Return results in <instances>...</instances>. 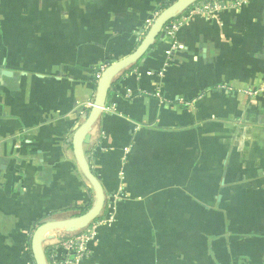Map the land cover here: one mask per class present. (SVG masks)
Listing matches in <instances>:
<instances>
[{
  "label": "crops",
  "instance_id": "crops-1",
  "mask_svg": "<svg viewBox=\"0 0 264 264\" xmlns=\"http://www.w3.org/2000/svg\"><path fill=\"white\" fill-rule=\"evenodd\" d=\"M173 1L0 0V264H36V226L94 204L72 134ZM170 20L82 137L106 222L81 264H264V0Z\"/></svg>",
  "mask_w": 264,
  "mask_h": 264
},
{
  "label": "water",
  "instance_id": "water-1",
  "mask_svg": "<svg viewBox=\"0 0 264 264\" xmlns=\"http://www.w3.org/2000/svg\"><path fill=\"white\" fill-rule=\"evenodd\" d=\"M197 1L199 0H175L167 5L154 19L138 47L127 56L107 64L102 71L97 82L96 93L92 106L83 114V121L74 130L71 140L72 149L78 167L84 178L94 190V204L84 214L63 219H46L36 226L31 237V246L36 264H49V260L44 252L42 244L43 235L46 231L56 228H64L67 232L80 230L92 223L103 211L105 204L104 190L99 178L95 176L91 170L82 146V137L84 132L97 121L101 110L105 105L115 73L140 59L151 47L155 39L158 36L164 35V26L175 15L177 10L188 7Z\"/></svg>",
  "mask_w": 264,
  "mask_h": 264
},
{
  "label": "built area",
  "instance_id": "built-area-1",
  "mask_svg": "<svg viewBox=\"0 0 264 264\" xmlns=\"http://www.w3.org/2000/svg\"><path fill=\"white\" fill-rule=\"evenodd\" d=\"M228 0H199L194 3V8L197 11L209 12L217 8L220 3ZM193 5V4H192ZM159 12H155L151 19L147 20L145 29L148 30ZM180 24L178 20H169L164 26L166 33H172ZM106 65L100 67L97 77L100 75ZM251 93V91H246ZM92 106V103H91ZM106 220H94L85 228L73 232H66L56 240L53 249L51 250V261L49 264H81L84 257L87 256L88 245L96 234L97 227Z\"/></svg>",
  "mask_w": 264,
  "mask_h": 264
},
{
  "label": "trees",
  "instance_id": "trees-1",
  "mask_svg": "<svg viewBox=\"0 0 264 264\" xmlns=\"http://www.w3.org/2000/svg\"><path fill=\"white\" fill-rule=\"evenodd\" d=\"M192 5H190V7H191ZM88 206H85V207H83L82 209H81V212L83 213V212H85V210H86V208H87ZM100 216H98L95 220H97L98 218H99ZM49 248H47V249H45V254H49L48 252H49V250H48ZM53 248L51 247V250H52ZM51 252V251H50ZM51 254V253H50ZM50 254H49V256H50ZM50 259H51V257H50ZM51 261V260H50Z\"/></svg>",
  "mask_w": 264,
  "mask_h": 264
}]
</instances>
